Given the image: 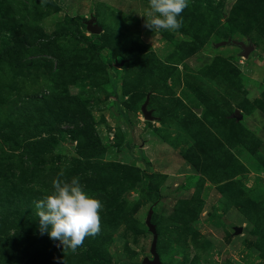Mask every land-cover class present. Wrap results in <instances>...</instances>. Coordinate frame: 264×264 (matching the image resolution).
Wrapping results in <instances>:
<instances>
[{
    "label": "rangeland",
    "instance_id": "1",
    "mask_svg": "<svg viewBox=\"0 0 264 264\" xmlns=\"http://www.w3.org/2000/svg\"><path fill=\"white\" fill-rule=\"evenodd\" d=\"M147 11L0 0V264H143L148 219L163 264H264V0H189L173 31ZM73 176L103 205L75 251L34 206Z\"/></svg>",
    "mask_w": 264,
    "mask_h": 264
},
{
    "label": "clouds",
    "instance_id": "2",
    "mask_svg": "<svg viewBox=\"0 0 264 264\" xmlns=\"http://www.w3.org/2000/svg\"><path fill=\"white\" fill-rule=\"evenodd\" d=\"M188 3L189 0H148L145 27L153 32L178 30L183 22L180 14ZM34 206L40 233H46L64 249L75 251L86 235L100 230L102 202L84 188L79 177L54 179L52 192L35 201Z\"/></svg>",
    "mask_w": 264,
    "mask_h": 264
},
{
    "label": "water",
    "instance_id": "3",
    "mask_svg": "<svg viewBox=\"0 0 264 264\" xmlns=\"http://www.w3.org/2000/svg\"><path fill=\"white\" fill-rule=\"evenodd\" d=\"M95 17H92L88 20H86L87 28L92 32V33H100L101 32V26H99L96 22ZM232 44L237 45L242 48V54L244 56L249 57L250 52L253 50V45L251 43H245L243 40H238V39H232ZM142 112L145 116L146 119H153V115L151 114V110L147 109V102H145L142 105ZM147 223L150 227L151 232L153 233V241L150 247V252L153 256V258H144L143 264H163L159 253L157 252V240H158V233L155 229V226L150 223V219L147 220ZM242 228L241 227H236L237 233L241 232Z\"/></svg>",
    "mask_w": 264,
    "mask_h": 264
},
{
    "label": "trees",
    "instance_id": "4",
    "mask_svg": "<svg viewBox=\"0 0 264 264\" xmlns=\"http://www.w3.org/2000/svg\"><path fill=\"white\" fill-rule=\"evenodd\" d=\"M93 37H94L95 39H98V35H96V34H94Z\"/></svg>",
    "mask_w": 264,
    "mask_h": 264
}]
</instances>
